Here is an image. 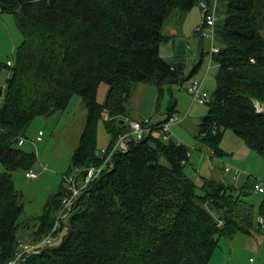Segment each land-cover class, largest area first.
<instances>
[{
    "label": "trees",
    "instance_id": "16d2710c",
    "mask_svg": "<svg viewBox=\"0 0 264 264\" xmlns=\"http://www.w3.org/2000/svg\"><path fill=\"white\" fill-rule=\"evenodd\" d=\"M224 1L225 16L214 26L216 87L197 139L211 158H221L223 131L230 129L264 161V0ZM201 3L211 0H0V15L11 14L21 35L11 61L0 62V75L8 72L0 87V264L51 232L68 194L61 185L33 223L19 221L23 203L12 174L35 163V154L18 145L31 121L64 110L79 95L87 121L66 174L99 166L100 119L110 134L108 150L129 131L127 103L138 84L162 95L164 86L182 87L199 73L204 53L187 75L159 48L172 12ZM101 84L109 88L104 104L97 102ZM175 105L171 93L166 120ZM191 150L174 138L163 141L158 130L129 141L126 152L113 155V168L80 193L54 233L59 238L18 264H209L221 238L264 228L257 221L264 203L256 210L247 201L261 181L247 176L238 186L201 177L197 184L185 171Z\"/></svg>",
    "mask_w": 264,
    "mask_h": 264
},
{
    "label": "rangeland",
    "instance_id": "374dc122",
    "mask_svg": "<svg viewBox=\"0 0 264 264\" xmlns=\"http://www.w3.org/2000/svg\"><path fill=\"white\" fill-rule=\"evenodd\" d=\"M214 1V0H211ZM208 5V4H207ZM218 14H225L226 3L219 0L217 3ZM260 7V6H259ZM198 11V13H197ZM217 11V10H216ZM190 12L197 13L198 27H195L196 33L202 23L201 7L196 5ZM221 16L219 22L223 20ZM261 20L264 22V11H261ZM188 25V23H187ZM184 38H175L176 43H187L189 37L190 45L195 46L197 37L191 35L194 31H189ZM264 34V29H263ZM203 48L207 52L210 50V40L202 37ZM182 40V42H181ZM21 42V35L17 30L11 14L0 15V62L7 63L11 61L16 47ZM187 49V47H186ZM188 50V49H187ZM191 54V52L189 51ZM192 55V54H191ZM205 55V54H204ZM185 63V73L188 75L195 63L194 57L192 62ZM203 62L207 65L209 56H203ZM201 66L204 72L205 67ZM217 73V64L210 62L208 73L205 76L203 90L211 95L216 87L215 74ZM8 72L3 71L0 75V87L4 85ZM147 87V88H144ZM154 90V97L150 98V108L147 117L151 122L161 120L165 117L167 109L170 106L171 93L176 100V114L182 118L180 122L171 125L176 141H182L192 148L191 157L185 168L186 173L197 183L201 181V177H214L217 179L225 178L227 183L242 185L247 176L264 182V161L261 156L254 150L249 148L245 142L235 135L230 129L223 131L219 148L224 151L221 158H211L206 146L198 139L199 126L202 118L206 115L207 105L197 103L191 104L189 94L177 87L164 86L163 94L160 95L158 90L149 85L138 84L131 96L132 100L140 99L142 92L147 89ZM135 95V96H134ZM133 105V106H134ZM261 109L259 105H257ZM129 113V111H128ZM146 117V116H144ZM104 119H100L97 123V147L104 149L110 143V134L107 132ZM87 121V109L79 95H73L67 103L64 110L52 113L49 116L35 117L26 129V139L22 146L23 150L35 154L36 160L32 170L38 174L35 179L25 177V172L17 170L13 172L12 179L14 187L19 194V199L23 203V213L19 219L20 222L33 223V218L39 216L43 212L44 205L49 196L54 194L62 185L65 187L63 176L66 175L71 163L73 151L78 147L80 136L84 130ZM36 136L41 139L32 144L31 140ZM230 165V172L224 171V165ZM240 173H239V171ZM4 171L3 165L0 163V172ZM239 174V175H237ZM249 174V175H247ZM237 175V176H236ZM247 201L254 205L258 210L261 203H264V194L254 192L247 198ZM259 215H257L258 221ZM19 239L27 240V233L19 231ZM61 240L55 243L57 245ZM209 264H264V228L255 230L251 234H236L231 238H221L219 245L214 251Z\"/></svg>",
    "mask_w": 264,
    "mask_h": 264
},
{
    "label": "built area",
    "instance_id": "2783aa9c",
    "mask_svg": "<svg viewBox=\"0 0 264 264\" xmlns=\"http://www.w3.org/2000/svg\"><path fill=\"white\" fill-rule=\"evenodd\" d=\"M217 2L218 0H214L211 5H207L205 3L200 4L202 10V23L198 29V32L202 37L208 38L211 42L209 50L208 67L210 65V62L212 61V55L217 53L219 50V47L215 44L214 31L215 22L217 19ZM205 76L206 75H195L182 87L177 86V88L178 90H185L190 95L192 103L207 105L211 100V95H208L203 90ZM258 111H262V108L260 109L258 107ZM181 120L182 118L179 117L177 114H174L173 116L169 117L167 120L163 121L160 124H153L149 121L148 118H142L141 120H131L129 121V131L127 133L119 135L116 142L110 149H103L101 151L102 157L105 156V158L99 166H89L86 168L75 167L71 172H69V174L64 175L63 178L68 194L62 199L61 211L58 214L57 220L51 232L37 245L25 243L23 248L16 254L14 260L10 261L8 264H18L22 259L23 255H25L27 252H39L40 248H44L45 246L53 243L59 238V234H57L56 236V234L54 233L56 230L59 229L60 221L64 219L71 211L72 205L74 204L80 193L88 186L89 183L97 179L104 171H108L113 168V155L119 152H126L128 150L129 141L143 140L145 135L150 130L160 131L161 139L163 141H168L174 137L173 132L171 130V125L180 122ZM25 139L26 138H20L18 141V145H23ZM40 139V136H36L31 140V143L34 144ZM230 170V165H224L225 172H230ZM83 173L84 177H81L80 174ZM25 176L28 179H35L38 177V174L31 169L25 172ZM256 191L259 193H264V182L261 181L256 185ZM258 221L262 226H264L263 216L259 217Z\"/></svg>",
    "mask_w": 264,
    "mask_h": 264
},
{
    "label": "crops",
    "instance_id": "0c3cea01",
    "mask_svg": "<svg viewBox=\"0 0 264 264\" xmlns=\"http://www.w3.org/2000/svg\"><path fill=\"white\" fill-rule=\"evenodd\" d=\"M212 2L213 1H211V3ZM218 3H219V1H218ZM197 13H198V11H197ZM197 13H192L190 11H187V12L174 11L166 19V21L163 25L162 32H163V35L168 37V38L165 42H163L160 45V48H159L160 56L166 62H168V63H182L185 66V63L188 61L192 62V59L194 57V60H195L194 65H195V64L199 63V61H200L199 58L202 56L203 53L205 54V56H209V51L206 52L203 48V40L200 39V34H197L196 33L197 30L194 29L195 27H198L197 24H192V21H193V23H198V19L195 18ZM216 15H217V21L218 22H219L220 17L221 16L223 17V15H224V14H221V12L218 14V6H217ZM187 23H188V25H187ZM188 28H190L189 31H193V29H194V31L191 35H194L197 37V40L195 41L194 47L190 45L191 40L189 39V37L187 38V43L185 44V46H184V44L176 43L177 41H175V38H177V37L184 38V36H186V34L189 33ZM181 42H182V40H181ZM186 47L188 50L186 49ZM189 51L191 52L192 55L189 53ZM204 63L205 62H203L204 67L206 66L204 72H202L201 71L202 69H201L197 75H201V76L203 75L204 76L208 73V70H209L208 63L209 62L207 63V65H205ZM201 66H202V64H201ZM207 68H208V70H207ZM217 70H218V64H217ZM144 88H147V87H144ZM108 91H109L108 86H106L104 84H101L99 86L98 93H97V102L99 104H104L106 97H107V94H108ZM141 92H142V96L140 97V99L137 98V100H139V101L136 102V100H135V105L133 104L134 100H132V106L130 104V107L128 108V105H127V114L125 117L126 121H128V120H141L142 118H148L146 114H147V112L151 106L150 98L154 97L155 92L152 88L147 89L146 92H143V91H141ZM130 100H131V98L129 99V101ZM191 104H192V101H191ZM128 111H129V113H128ZM144 116H146V117H144ZM166 118H167V116L165 115V117H163L161 120L156 121L154 123L163 122L166 120ZM148 119H150V118H148ZM173 135L175 137L174 132H173ZM180 142H182V141H180ZM247 175H249V174H247Z\"/></svg>",
    "mask_w": 264,
    "mask_h": 264
}]
</instances>
